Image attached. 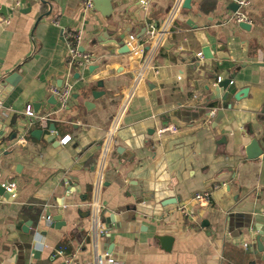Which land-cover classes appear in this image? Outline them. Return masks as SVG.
I'll return each mask as SVG.
<instances>
[{"label":"crops","instance_id":"1","mask_svg":"<svg viewBox=\"0 0 264 264\" xmlns=\"http://www.w3.org/2000/svg\"><path fill=\"white\" fill-rule=\"evenodd\" d=\"M174 1L112 0L85 14L82 0H0V185L16 186L14 196L0 197V264H62L54 255L63 246L73 264L91 263L95 254L101 264H264V242L256 243L264 239V152L253 160L244 152L249 130L260 140L264 129V0L238 10L249 31L225 10L230 0L177 9L156 72L134 89L137 69L129 72L119 52L143 42L148 24L167 21ZM68 31L92 55L84 69L68 64ZM205 43L212 53L224 44L229 56L212 60L213 73L197 56ZM120 63L124 71L98 88L97 71L88 68ZM233 72V90L248 89L247 96L211 117L213 77ZM13 73L15 85L4 84ZM67 77L75 87L68 109L21 140L25 109H55L50 87ZM92 91L104 94L93 99ZM131 92L99 172L106 133ZM50 124L52 143L43 138ZM198 192L210 194L208 205L192 200ZM60 213L64 225H47V216Z\"/></svg>","mask_w":264,"mask_h":264},{"label":"built area","instance_id":"2","mask_svg":"<svg viewBox=\"0 0 264 264\" xmlns=\"http://www.w3.org/2000/svg\"><path fill=\"white\" fill-rule=\"evenodd\" d=\"M83 1V11L84 13H88L93 9V1L94 0H82ZM184 0H175L174 1V7L173 12L170 18L165 21L161 26L156 25H149L147 26V35L145 40L143 42L136 43L134 48L132 49L133 55H140V60L138 62V68L136 70L135 76L133 77L134 81V89L139 86V84L146 79L148 74L150 72H156L154 70L153 61L158 56L159 51L164 47L168 36L172 33L171 31V21L176 13V10L181 8L182 3ZM234 3H236L239 6V9H242L246 7L249 2L248 0H230ZM234 21L235 22H247L246 17L241 14L239 11H237L234 14ZM63 39L68 47V64L76 65L80 69L86 68L88 65L92 62V55L89 53H84L80 49V36L79 33L74 32H65L63 33ZM131 42V37H130ZM198 57L202 58L201 54L197 55ZM219 80V79H218ZM74 83L72 80L67 77V79L64 81L63 85L61 87L52 86L50 87V92L53 95V97L56 100V108L46 112L42 115L36 114L31 107H27L25 109L24 115L27 118V124L25 131L23 133V136L21 137V140L24 139L25 136L28 135L30 129L34 125H38L40 128H46L49 123H53L55 120L59 119L58 117L62 115L67 109L69 102L71 100L73 91H74ZM133 94V92L128 94V97L124 99L123 103L121 104L119 108L118 114L115 116V119L112 122L111 127L106 133V137L104 139V148L101 153V162L99 164V172L103 170V163L106 160V157L109 154V151L111 149V145H113L114 135L117 132V129L120 125V118L124 111L126 110V107L129 103V97ZM214 111H210L208 115L211 117L214 116ZM166 129H160L159 132H163ZM70 137L66 136L60 140V144L67 145L69 142ZM100 183L97 182L95 184L96 188L99 187ZM2 187L10 193L11 196H14V191L16 190V186L14 183L9 184H2ZM192 200L197 203L199 206H205L208 205L211 198L210 194L208 192H198L195 193L192 197ZM180 210L182 212H185V207H181ZM99 218V217H98ZM95 220V215L93 216V221ZM45 221L47 225L52 224V219L50 216H47L45 218ZM95 222H93L94 225ZM75 255H69L65 252L64 248H58L55 251L54 258H58L61 260L62 264H73ZM102 255H96L94 256L91 263L88 264H101ZM105 264H115L111 262L110 260L107 261Z\"/></svg>","mask_w":264,"mask_h":264},{"label":"water","instance_id":"3","mask_svg":"<svg viewBox=\"0 0 264 264\" xmlns=\"http://www.w3.org/2000/svg\"><path fill=\"white\" fill-rule=\"evenodd\" d=\"M192 0H184L182 3L181 8L182 9H190V3ZM112 3V0H94L93 1V11H98L100 6H105L107 4ZM115 6L113 4V6L110 5V10H114ZM225 10L232 13L233 15L239 10V6L234 3L231 2L227 7H225ZM111 12V11H110ZM223 14L221 15V18H223ZM231 19V17H230ZM229 19V20H230ZM234 19V16H233ZM228 20V21H229ZM236 25L239 27V29L241 30H245V31H249L250 30V24H248L247 22H235ZM119 39L124 43L123 46H127V40L125 39V37H123L121 34H119ZM203 49L201 52V56H203V59L205 61L208 62L209 66H210V72L213 73V67H212V60L213 59H217L219 62L224 61V60H229V56L227 54L224 53V49H225V45L224 44H217L214 46V53L211 52L210 47H208V45L203 44L202 45ZM127 50L123 51V52H119V55L122 56V62H124V60H126V63L129 65V69L128 71L132 72L133 70L138 68V62L140 60V55H133L132 51L128 48V46L126 47ZM82 51V49H80ZM199 61L197 60L195 63V66H198ZM124 67L122 66V64H117L114 66H102V67H98V66H90L88 68V71L92 74L93 72L97 71V74L94 77V80L96 81V86L98 88H103L104 87V79H107L108 77L112 76V75H116L119 73H122L124 71ZM238 70V69H237ZM235 73L233 72L230 76H228L226 79H221V80H217L216 75H214L213 79L216 80V84L213 88V91L210 95L209 100L212 102H216L215 105H211L208 107V109H214L217 106H221L223 107V109H231L230 106V100L233 99L234 101H240L243 98H245L247 96L248 93V89H242L240 91H234L233 90V79H234ZM19 76L15 73H13L12 75H10L9 77H7L4 80V84H8L10 86H14L15 85V80L18 78ZM206 90H209V87H205ZM103 92L99 91H92L91 92V96L93 99H98L100 97L103 96ZM209 114V113H208ZM264 125V124H261ZM49 129L52 132L49 135H45L43 136V138L48 142L52 143L56 141V135H55V126L54 124H50L49 125ZM32 136L40 139L42 136V131L41 130H36L32 133ZM260 136V140H258L255 137L254 131H252L251 129L249 130L248 136L250 139V142L248 145H246V147H244V152H245V156L247 159L249 160H253V159H257L261 154H263L264 152V148L262 146V143H264V129L258 132V135ZM120 151V150H119ZM11 195L10 193H8L4 187H2L0 185V197H5V198H9ZM143 201L140 200L137 203H142ZM176 202V201H174ZM173 202V203H174ZM135 209V207H133V210ZM115 214L113 213L112 215L109 216L108 219H106V223L109 225L112 222L115 223ZM101 223L103 222V220L100 218ZM112 221V222H111ZM65 223L62 221V214H58L55 215L52 218V227L55 228H59L60 226L64 225ZM30 227V223L27 222L24 227L22 228V230L25 233H28V229ZM264 242L263 237H261L260 235L256 236V243L260 249V244Z\"/></svg>","mask_w":264,"mask_h":264},{"label":"trees","instance_id":"4","mask_svg":"<svg viewBox=\"0 0 264 264\" xmlns=\"http://www.w3.org/2000/svg\"><path fill=\"white\" fill-rule=\"evenodd\" d=\"M60 248H61V247H60ZM63 248L65 249L66 247H64V246H63ZM65 251H66V252H68V251H67V248H66V250H65Z\"/></svg>","mask_w":264,"mask_h":264}]
</instances>
